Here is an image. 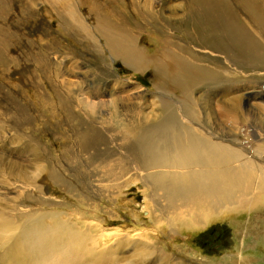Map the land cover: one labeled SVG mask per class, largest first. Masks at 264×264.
Wrapping results in <instances>:
<instances>
[{
	"label": "rangeland",
	"instance_id": "obj_1",
	"mask_svg": "<svg viewBox=\"0 0 264 264\" xmlns=\"http://www.w3.org/2000/svg\"><path fill=\"white\" fill-rule=\"evenodd\" d=\"M46 1L0 0V253L10 247L19 258L18 264H68L66 260H75L76 264H153L149 250L146 255L137 254L135 243L144 237L157 254L169 256L172 264H264L263 203L204 217L207 222L198 227L189 216H175L172 205L167 206L171 203L159 196L160 191L151 192L133 177H126L123 183L124 174L131 172L123 159L131 161L133 152L127 148L131 142L123 141L120 122L134 119L125 113L128 121L125 116L111 115L105 125L93 118L110 113L111 92L112 97L120 98L114 106L123 110L125 106L130 109L137 94L145 95V101L140 102L142 112L139 110L145 116L153 112L154 97H176L156 90L159 82L152 66L138 72L104 53V36L126 38V34L118 26L109 30L95 25L94 17L86 13L87 0H54L57 14ZM99 1L105 7L110 4V0ZM161 1L158 11L168 17L169 5ZM155 17L151 12H142L140 22L149 27L132 29L134 33L139 31L136 44L149 56L153 54V43L162 44L159 33L163 31L161 26H166L161 21L155 24ZM68 26L86 27L96 44L66 35ZM176 41L186 45L181 39ZM257 41L262 46L264 41L259 37ZM197 45L193 48L200 57L205 54L211 60L216 55L214 47L203 40ZM244 63L242 72L246 77L248 64ZM248 72L255 77L253 81L264 80L261 63L254 62ZM244 75L241 73L238 79L246 81ZM196 91V98L207 97L198 108L207 102L217 113L224 107L219 102L218 83ZM251 93H242L243 103ZM83 101L87 105H106L98 106L93 114ZM251 103L264 106V100ZM208 119L215 127V115ZM144 122L141 119L142 128L149 125ZM252 127L258 139L264 138V122L256 120ZM86 128L93 130V140H77L76 130ZM115 138L119 140L114 144L111 141ZM64 226L67 233L60 230ZM121 228L131 237H121L129 242L116 250L114 241L101 235ZM137 230L142 231L141 238L133 237ZM32 231L48 243L32 246L28 237ZM44 232L50 239H59L48 241ZM81 234L87 240H81ZM93 249L107 256L88 262L94 256L90 252Z\"/></svg>",
	"mask_w": 264,
	"mask_h": 264
},
{
	"label": "bare ground",
	"instance_id": "obj_2",
	"mask_svg": "<svg viewBox=\"0 0 264 264\" xmlns=\"http://www.w3.org/2000/svg\"><path fill=\"white\" fill-rule=\"evenodd\" d=\"M171 1L173 0H166L169 5L168 17H164L158 11L161 0H110L106 7L99 0L84 1L87 4L86 13L94 17L95 25L109 30L113 29V25L118 26V29L126 34V38L104 36V53L111 58L122 60L126 67L138 72L152 66L157 83L159 82L156 90L160 94L168 93L176 97L172 100L163 96L154 97L151 101L153 112L145 116L139 112V110L142 112L140 102L145 101L143 100L145 95L137 94L133 99L132 108L125 106L123 110V107L117 109L114 106L115 101L118 103L120 98L112 97L111 92L108 101L111 105L110 113L97 114L93 119L103 123L109 120L111 115L113 118L126 115L127 118L134 119L129 122L125 116L124 120L128 123L125 124L124 120V123L120 122L123 141L131 142L127 148L133 152L131 161L123 159V163L131 170L124 174L123 183L126 177H133L151 192L160 191L159 196L171 203L167 206L172 205V213L175 216H189L199 227L207 222L205 219L217 216L223 211L264 204V138L258 139L252 127L256 120L264 122V106L259 103L250 104L254 100H264L262 87L264 80L261 83L253 81L255 77H252V73L248 74V69H251L254 62L261 63L264 67V42L260 46L257 41L258 37L264 41V1L174 0L175 3ZM46 2L50 9L56 11L54 0ZM157 11L158 20L155 17ZM142 12L145 14L151 12L155 17V24L158 25L161 21L166 25L161 26L163 31L159 33L162 44L153 43L154 50L150 56L136 44L139 31L132 32V29L149 27L140 22ZM132 17L136 19L130 20ZM65 22L68 23V18ZM131 23L134 25L131 26ZM65 33L75 39H78L76 36H80L81 39L78 41L96 44L94 39H90L93 36L91 37L86 27L73 29L68 26ZM176 39L185 41L186 45H180ZM200 39L216 50L213 59H207L205 54L200 57L197 48H193L198 46L197 41ZM244 62L248 64L245 69L246 77L242 72ZM241 73L246 81L238 79ZM262 75L264 76V72ZM215 83L221 88L219 102L224 107L218 108L217 113L207 102L204 104L207 109L204 105L198 108L199 103L207 100V97L201 95L196 98L194 94H199V91L195 92V88ZM247 90L252 93L245 96L243 103L242 93ZM129 101L128 99L127 102ZM82 103L93 114L95 111L98 112V106L106 105L104 103L96 106L90 103L87 105L84 101ZM214 115L217 120L215 127L209 125L208 119ZM141 119L145 120L144 124L148 122L149 125L142 128ZM86 129L76 130L74 134L77 140L81 142L93 140V130ZM116 140L119 139L115 138L111 142L115 144ZM60 230L67 233L66 226ZM129 234L121 228L101 237L107 236L106 239L114 241L112 246L119 250L129 242L128 239L121 237L130 239ZM38 235L37 231L29 234L32 246L46 245L48 242L42 237L40 241ZM47 235L48 233L44 232V237L48 241L59 239L58 237L50 239ZM76 235L77 233L73 237ZM81 236V240L88 238L84 234ZM133 237L141 238L142 231H135ZM140 241L135 243L138 255L142 256L143 253L146 255L149 250L151 263L172 264L169 256L164 258L163 255L157 254L156 248L147 244L144 237ZM107 243L105 240L104 244ZM95 245L97 248V242ZM95 250H90L94 256L88 262L101 261L99 259L107 256V253L96 254ZM2 251L0 264H18L19 258L10 247ZM66 263L76 264L77 261L66 260Z\"/></svg>",
	"mask_w": 264,
	"mask_h": 264
}]
</instances>
